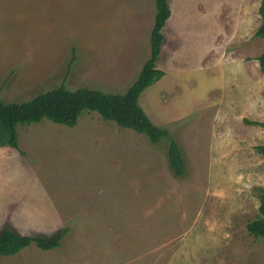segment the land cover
<instances>
[{"label": "rangeland", "instance_id": "374dc122", "mask_svg": "<svg viewBox=\"0 0 264 264\" xmlns=\"http://www.w3.org/2000/svg\"><path fill=\"white\" fill-rule=\"evenodd\" d=\"M261 1L169 0L165 75L140 105L180 145L184 179L167 140L95 111L75 127L18 126V148L0 153V230L68 233L0 264H264V238L247 230L264 190ZM155 15L154 0H0V98L124 94L150 58Z\"/></svg>", "mask_w": 264, "mask_h": 264}, {"label": "trees", "instance_id": "16d2710c", "mask_svg": "<svg viewBox=\"0 0 264 264\" xmlns=\"http://www.w3.org/2000/svg\"><path fill=\"white\" fill-rule=\"evenodd\" d=\"M156 15L150 36V58L142 66L137 80L124 94H113L91 88L69 90L64 85L37 94L29 101L6 102L0 98V147L18 148V126L40 123L48 119L56 124L75 127L86 111H95L106 121L115 122L120 128L130 129L147 136L153 144L167 140L168 162L174 175L184 179L188 166L184 153L166 128L154 124L140 105V95L159 81L165 73L156 66L164 41L163 29L171 16L169 0H154ZM259 13L262 24L256 36L264 40V0ZM264 70V53L258 58ZM256 151L264 156V144L256 146ZM259 214L247 224L249 234L264 238V190L258 194ZM68 229L52 236L22 235L12 228L0 230V256H13L36 245L42 250H52L62 244Z\"/></svg>", "mask_w": 264, "mask_h": 264}, {"label": "crops", "instance_id": "0c3cea01", "mask_svg": "<svg viewBox=\"0 0 264 264\" xmlns=\"http://www.w3.org/2000/svg\"><path fill=\"white\" fill-rule=\"evenodd\" d=\"M8 148H12V147H0V153H6L9 154L11 152V150H9ZM17 154V152H16Z\"/></svg>", "mask_w": 264, "mask_h": 264}]
</instances>
